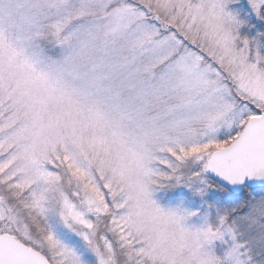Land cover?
I'll return each mask as SVG.
<instances>
[{"label":"snow or ice","instance_id":"obj_1","mask_svg":"<svg viewBox=\"0 0 264 264\" xmlns=\"http://www.w3.org/2000/svg\"><path fill=\"white\" fill-rule=\"evenodd\" d=\"M0 264H264V0H0Z\"/></svg>","mask_w":264,"mask_h":264}]
</instances>
